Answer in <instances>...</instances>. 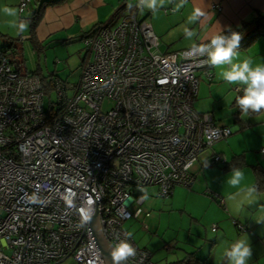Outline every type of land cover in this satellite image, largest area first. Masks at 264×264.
<instances>
[{
    "label": "built area",
    "instance_id": "built-area-1",
    "mask_svg": "<svg viewBox=\"0 0 264 264\" xmlns=\"http://www.w3.org/2000/svg\"><path fill=\"white\" fill-rule=\"evenodd\" d=\"M31 1L18 7L26 11ZM139 12L135 6L84 39L80 80L54 83L57 109L49 112L40 78L0 57V264H106L89 224L95 199L85 189L97 199L101 231L113 248L127 238L121 225L141 215L145 197L190 187L201 153L231 135L211 112L193 106L197 74L213 79L206 57L193 46L160 51ZM241 87L234 86L239 95ZM105 101L112 105L103 111ZM129 242L136 252L126 262L154 264Z\"/></svg>",
    "mask_w": 264,
    "mask_h": 264
},
{
    "label": "crops",
    "instance_id": "crops-1",
    "mask_svg": "<svg viewBox=\"0 0 264 264\" xmlns=\"http://www.w3.org/2000/svg\"><path fill=\"white\" fill-rule=\"evenodd\" d=\"M42 1L32 0L25 11L27 14L26 18L29 21V29L22 37L15 36L12 30L7 27L6 22L0 21V54L4 52L5 56L7 54L9 56V53L12 55L13 52L10 50V45L17 44L20 39L30 42L35 48L51 39L59 42L74 39L82 41L81 37L84 34H90L101 24L107 23L108 26L114 23L117 24L123 16L135 11V2L130 10L127 7V0H64L46 6L34 31H31V20L34 11L39 8ZM0 4L18 7L19 0H0ZM195 9H200L203 15L195 23L187 24V17ZM138 15L140 19L151 23L154 33L159 38L160 51H178L190 48L198 43L207 42L213 35L218 33L240 29L245 23L252 22L259 16H264V0H166L165 6L158 11L151 12L145 10L143 12L140 11ZM186 28L193 32L191 38L186 37ZM245 33V31L241 33V40H244L248 36ZM238 51L240 52V56L234 58V62H239V60L245 57H251L256 63H264V31H259V34L251 38L248 44L239 48ZM223 67L226 69L230 66L224 65ZM220 70L212 66L213 79L211 82H208L203 76L199 77L201 80H199L197 92L200 94V90L202 91L203 89L206 97L197 99L196 101L194 100L193 106L197 111L211 112L214 116L216 100L213 94L216 95V92L221 90L228 92V94L233 91L235 92L234 86L236 85L228 86L218 78V72ZM236 97L237 93L231 106L235 107ZM195 102L197 103L196 107ZM236 111L237 108L234 112V125L230 127L232 133L226 138V142L228 143L223 148L224 153H219V155L225 161H232L236 167L244 170L247 184L257 186L256 169L264 170V153L260 152L261 148L264 147V116L260 119L255 117L242 119L239 113L236 114ZM220 125L227 126L226 124ZM239 133H241V136L237 135ZM232 139H234L233 144L240 143V146L234 147L232 145ZM229 150H231V156L228 155ZM212 156L213 154L203 159L200 158L198 166L203 168L204 164ZM219 168L225 175L230 172V170H223L221 165ZM193 173L194 181L190 187H187L189 190L196 184L195 178L197 179V172ZM205 173L206 171L202 172L204 179ZM258 187L260 199L252 205L247 206L240 216H233L226 208L224 209L226 213L223 211L225 206L223 192L225 188L223 186L213 187L215 194H219L222 198L218 202L219 205L213 202L211 203L214 206L210 212L211 218H213L212 226H215V222H218V224H216L215 230H212V227L210 228V233L213 235L211 240L208 241L210 243L208 244L209 248L207 252L202 253V245L204 243L202 230H200L197 232V236H192L193 239L191 237H188L189 241H187V238L185 239L191 245L189 247L185 244L181 245L182 247L179 248V251L177 253L174 252L175 259H168L169 257L162 255L159 256V259L164 260L163 264H165L170 261L182 259L186 254L192 252L197 258L206 260L208 264H226V261L220 258L222 248L227 246L236 236L246 234L253 251L250 264H264V224H259L254 219L259 209L264 207V181L260 182ZM177 189V186H175L171 195L168 198H164L166 201L169 200L170 206H173L172 200L176 197ZM215 194L213 195L216 196ZM148 196L156 197L154 190ZM142 225L145 229L148 228L146 223H142ZM205 232L206 228L204 227V236L206 235ZM180 241L175 240V246L178 243L180 245ZM140 244L137 245L140 247ZM219 244H221L220 248L217 247ZM109 246L113 249L110 244ZM149 246L152 249L141 248L148 249L152 254L153 261L158 264V261L154 259L155 252L152 251H159L161 249L153 247V243L151 245L149 244ZM163 247L166 250L170 249L166 244ZM215 248L217 249L215 250Z\"/></svg>",
    "mask_w": 264,
    "mask_h": 264
},
{
    "label": "rangeland",
    "instance_id": "rangeland-1",
    "mask_svg": "<svg viewBox=\"0 0 264 264\" xmlns=\"http://www.w3.org/2000/svg\"><path fill=\"white\" fill-rule=\"evenodd\" d=\"M112 25L114 26L115 23L111 24L110 27H113ZM10 50L13 52V56L11 55L13 64L17 66L22 73L36 74L48 79L55 78L69 85H74L79 82L82 65L87 56V48L83 41L79 39L66 40L64 42L51 39L37 48L30 42L20 39L17 44L13 46L12 44L10 45ZM197 76L200 77L201 75L198 73ZM68 93H71V91ZM197 94L194 97L195 101L206 97L203 89L202 91L200 90L198 96ZM235 94L234 91L228 94V92L224 90L216 92V95L213 94L216 100L214 105V117L218 123L217 125L226 124L229 127L234 125V112L236 107L231 106V103ZM55 99L56 94L53 92L45 95L43 100L45 112L50 111L51 104ZM195 104L196 107L197 103L195 102ZM111 105L112 102L105 101L102 106L103 111L108 110ZM237 135L241 136V133ZM233 140L234 139H232V145L234 147L240 146V143L233 144ZM226 143H228L226 139L222 140V142L220 141V143H215L216 145L214 144V146L205 149L201 153L200 158H206L211 154L224 153L223 148ZM229 153L228 155L231 156V150H229ZM198 165L197 163L192 168L193 172H197V179L195 178L196 184L190 190L185 186L177 185L176 197L172 200L173 206H170L169 200L166 201L164 198L147 196L142 204V209L144 213L149 212V217H145L143 213L138 220L132 219L123 223V228L128 233L132 234L131 236L134 238L135 242L138 245L141 243L140 247L152 249L149 244L151 245L153 243V247L161 249L159 251H152L155 252L154 259L158 261V264L164 263V260L159 259L160 255L167 256L169 257L168 259H175L174 252L177 253L179 248L182 247L181 245L185 244L187 247L191 245L189 242H186L185 239L187 238V241H189L188 237L193 239L192 236H197V232L200 230H202V239L204 243L202 245V253L207 252L209 248L208 244L210 242L208 243V241L211 240L213 235L210 233V228L213 223L210 212L211 209L214 208L211 203L213 202L219 205L218 202L222 198L219 194H215L213 187L223 186L226 188L225 181L227 175L222 172L219 165L216 163H209L206 168H202ZM203 171H206L205 179L202 175ZM135 207L136 206L132 204L129 208L130 210H134ZM224 209L225 206L223 211ZM142 223H146L148 228L145 229ZM215 223L218 224V222ZM204 227L206 228L205 236ZM175 240H181L180 245L178 243V245L175 246ZM165 244L170 247L169 250L163 247ZM221 244L217 247L220 248ZM216 249L217 248H215V250ZM56 264L77 263L71 258H68Z\"/></svg>",
    "mask_w": 264,
    "mask_h": 264
},
{
    "label": "clouds",
    "instance_id": "clouds-1",
    "mask_svg": "<svg viewBox=\"0 0 264 264\" xmlns=\"http://www.w3.org/2000/svg\"><path fill=\"white\" fill-rule=\"evenodd\" d=\"M135 2L136 9L156 12L164 7L166 0H127V7L131 10ZM25 6L16 7L8 4H0V21L6 22L15 36L22 37L29 29V21L26 18ZM203 13L200 9L187 17V24L195 23ZM187 38L193 36V32L185 29ZM242 34L232 31L227 34L218 33L213 35L207 42L193 45L192 51L206 57L208 64L221 69L218 78L228 86L239 85L242 95L235 98V107L239 109L240 118L255 117L260 119L264 116V63H256L251 57H245L239 62L234 58L240 56L239 45ZM224 65L230 67L224 68ZM156 118L164 119L163 112H157ZM208 162L204 164L206 168ZM223 192L225 208L233 216H240L247 206L260 199V191L254 184L246 183V174L243 169L232 167L227 174ZM230 189V190H229ZM234 190V191H233ZM254 219L259 224H264V207H261ZM131 233L127 238L115 244L112 249L114 261L119 264L134 256L136 249L129 242ZM253 251L246 234L236 236L227 246L223 247L220 258L226 264H250Z\"/></svg>",
    "mask_w": 264,
    "mask_h": 264
},
{
    "label": "trees",
    "instance_id": "trees-1",
    "mask_svg": "<svg viewBox=\"0 0 264 264\" xmlns=\"http://www.w3.org/2000/svg\"><path fill=\"white\" fill-rule=\"evenodd\" d=\"M61 1H64V0H43L41 3H40V6H39V8L36 10V11H34V14H33V18H32V20H31V31H34V28H35V26H36V24L38 23V20L41 18V16H42V13H43V10H44V8L46 7V6H48V5H50V4H53V3H58V2H61ZM32 2V1H31ZM31 4V3H30ZM232 31H237V32H240V33H242V32H246L245 34H246V36L247 37H250V39L251 38H253L254 36H256L257 34H259V31H264V16H259L258 18H256L254 21H252V22H248V23H245L240 29H234V30H227V31H225L224 33L225 34H227V33H229V32H232ZM91 33H93V32H91ZM90 33V34H91ZM89 33H87V34H84L82 37H81V39H82V41H84V39L86 38V37H88L89 35H90ZM246 37V38H247ZM31 38H33V36H31ZM250 41V40H249ZM84 43V42H83ZM248 44V43H247ZM86 47V46H85ZM87 52H88V50H87ZM1 56H5V53L4 52H2L1 54H0V57ZM12 56H13V54H12ZM6 57L8 58V60L11 62V63H13L12 62V58H11V53H9V56H8V54L6 55ZM86 59V58H85ZM85 61V60H84ZM18 68V67H17ZM36 75V74H35ZM38 76V75H37ZM39 78H40V80H41V84H42V88H43V91L45 92V95H47V94H49L50 92H53L54 93V90H53V86H54V83L56 82V81H59V82H61V83H63V84H65V85H69V84H67V83H65V82H63V81H61V80H58V79H55V78H51V79H48V78H43V77H40V76H38ZM74 85H77V83H75ZM70 86V85H69ZM55 94V93H54ZM71 93H69V95H70ZM239 94H237V96H238ZM44 107V106H43ZM52 109H57L56 108V99L54 100V102H52V104H51V108H50V111L52 110ZM239 113V109H237V111H236V114H238ZM216 155V154H215ZM208 162V164L209 163H216V164H218L219 166L221 165V168L223 169V170H226V171H228V170H230L232 167H236L235 166V163L234 162H232V161H224V162H221V161H215V160H213L212 159V157H211V159L210 160H208L207 161ZM255 174H256V176H257V187L259 186V183L260 182H263L264 181V170L263 169H256V172H255ZM259 188V187H258ZM171 195V194H170ZM169 195V196H170ZM168 196V197H169ZM159 197V196H158ZM168 197H166V198H168ZM146 198V197H145ZM162 198V197H161ZM141 208H142V205H141ZM143 210V209H142ZM144 213V211H142V213H141V215L138 217V218H134V217H132V218H130V219H128V220H132V219H135V220H138L141 216H142V214ZM144 216L145 217H149V212H145L144 213ZM128 220H126V221H128ZM126 221H124V222H126ZM123 222V223H124ZM123 223H122V225H121V228L123 229V231L126 233V235H127V231L123 228ZM145 227H146V225H144ZM214 228V229H213ZM216 229V225H215V227L214 226H212V230H215ZM136 245H137V243L135 242V240L133 239V237L131 236V238H130ZM138 246V245H137ZM139 247V246H138ZM139 248H141V247H139ZM141 249H144V248H141ZM144 250H146L147 252H149L147 249H144ZM149 255H150V259H151V261L154 263V264H156L154 261H153V259H152V254H151V252H149ZM165 264H208L207 262H206V260H204V259H199V258H197L192 252L191 253H188V254H186L185 255V257H183L182 259H179V260H175V261H170V262H167V263H165Z\"/></svg>",
    "mask_w": 264,
    "mask_h": 264
},
{
    "label": "water",
    "instance_id": "water-1",
    "mask_svg": "<svg viewBox=\"0 0 264 264\" xmlns=\"http://www.w3.org/2000/svg\"><path fill=\"white\" fill-rule=\"evenodd\" d=\"M88 186H89V184H88ZM74 187H76V186H74ZM83 189H85V188H83ZM85 190H88L94 196V199H95V210H94L93 215H89V224H90L91 230L93 232V235H94V237H95V239H96V241H97V243L101 249V254H102L106 264H117V262L114 261V258L112 256V249L109 246L108 242L105 240V238L102 234V231H101V225H100V221H99V210L97 208V199H96L93 191H91L90 186L88 189H85ZM119 264H128V263L126 261H121V262H119Z\"/></svg>",
    "mask_w": 264,
    "mask_h": 264
}]
</instances>
